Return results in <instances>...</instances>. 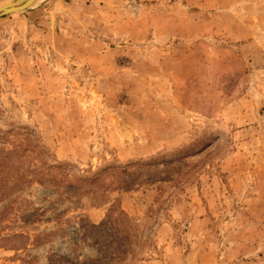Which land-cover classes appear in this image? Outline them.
Instances as JSON below:
<instances>
[{
	"label": "rangeland",
	"instance_id": "1",
	"mask_svg": "<svg viewBox=\"0 0 264 264\" xmlns=\"http://www.w3.org/2000/svg\"><path fill=\"white\" fill-rule=\"evenodd\" d=\"M117 251L264 264V0H43L0 18V264Z\"/></svg>",
	"mask_w": 264,
	"mask_h": 264
},
{
	"label": "water",
	"instance_id": "2",
	"mask_svg": "<svg viewBox=\"0 0 264 264\" xmlns=\"http://www.w3.org/2000/svg\"><path fill=\"white\" fill-rule=\"evenodd\" d=\"M43 0H10L0 7V18L31 12Z\"/></svg>",
	"mask_w": 264,
	"mask_h": 264
},
{
	"label": "trees",
	"instance_id": "3",
	"mask_svg": "<svg viewBox=\"0 0 264 264\" xmlns=\"http://www.w3.org/2000/svg\"><path fill=\"white\" fill-rule=\"evenodd\" d=\"M121 215H122V218H121V216H120V217H113L112 215H110V216H108V219L112 220L114 223H118L120 220L123 221V219L125 218V216H124L123 214H121ZM104 223H105V222L101 223V224H100L99 226H97L96 228H98V227H103V226H104ZM98 229H99V228H98ZM121 232H122V231H121L120 229H118V231H117L118 236H119V234H121ZM114 237H116V236H114ZM117 241H120V239L117 238ZM100 244H101V243H100ZM96 245H97V244H94V246H96ZM98 246L101 247V245H98ZM99 252H100V253H103V252H104V254H105V250H103V249H100ZM120 252H121V251L113 252V253H112V256H113L112 259H101V258H98V259H95V260H93V261H83V262H80L79 264H87L88 262H92V264H110V262H112L113 260H116L117 258H119L118 256H120ZM104 254L101 255L102 258H106Z\"/></svg>",
	"mask_w": 264,
	"mask_h": 264
},
{
	"label": "bare ground",
	"instance_id": "4",
	"mask_svg": "<svg viewBox=\"0 0 264 264\" xmlns=\"http://www.w3.org/2000/svg\"><path fill=\"white\" fill-rule=\"evenodd\" d=\"M2 8V7H1Z\"/></svg>",
	"mask_w": 264,
	"mask_h": 264
}]
</instances>
